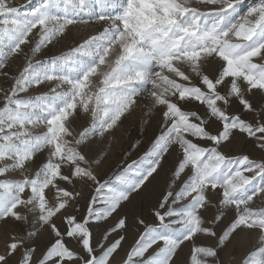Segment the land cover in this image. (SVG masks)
<instances>
[{
	"label": "snow or ice",
	"instance_id": "6c2138e0",
	"mask_svg": "<svg viewBox=\"0 0 264 264\" xmlns=\"http://www.w3.org/2000/svg\"><path fill=\"white\" fill-rule=\"evenodd\" d=\"M243 4L0 0V264H236L245 232L260 239L240 264H264V0ZM138 109L157 132L102 172L99 143Z\"/></svg>",
	"mask_w": 264,
	"mask_h": 264
},
{
	"label": "rangeland",
	"instance_id": "374dc122",
	"mask_svg": "<svg viewBox=\"0 0 264 264\" xmlns=\"http://www.w3.org/2000/svg\"><path fill=\"white\" fill-rule=\"evenodd\" d=\"M16 5H25L27 9L37 7L41 0H31V3H28V0H13ZM259 0H244V4L242 8L244 10L247 9L249 6H253L258 3ZM87 19V17H85ZM104 25L98 22H91L88 24H78L71 29L72 35L76 38V40L82 41L83 39H87L91 35L97 34ZM35 38H33L34 40ZM75 45V40H62L59 43L50 46L48 49H45L41 52V54L36 56V59H43L46 55H58L61 52H65L68 50L70 46ZM25 47V52L30 51V47ZM9 65L12 69L18 70L25 65V59L20 56H14L9 59ZM10 82L5 83L3 79H0V86L7 87ZM43 91L47 92L48 88L45 87L42 89ZM144 107V102H141V108ZM159 114L156 113L153 118L151 119V123L147 126V131L145 134V129L142 126V118L144 114L137 110V112L132 116L129 117L119 128L116 129L114 135L109 137L102 143H99L98 149H104L108 152L107 159L105 160L104 164L102 165V172H108L110 169L117 168L119 165L123 164L124 161L131 162V159H136L140 155L143 154V151L147 148L150 138L153 136L154 133L157 132L159 128ZM83 122L77 121L76 125L74 126V132L78 133L81 131L80 125ZM137 140H139V144H137ZM111 147H108V145ZM133 145H136L133 147ZM36 165H33L35 168ZM256 206L264 205V201L256 200ZM81 211H83V205L81 206ZM231 215V213H229ZM104 231L103 226H96L94 228V233L97 239H99L100 235ZM136 237V233L133 231H129L127 236V241L123 245L124 251L120 252V255L117 257V260H123L125 256V252L128 250L129 246L134 242V238ZM243 237V245L241 247H233L230 248L226 253L225 256L228 258L229 256H234L236 260V264H240L241 259L243 256L254 247L257 246V242L260 239V234L258 232L252 233H242ZM6 234L0 231V251L3 250L4 243H5ZM203 239V237H201ZM38 241L30 239L28 241L29 245H33ZM206 243H212L211 241H205ZM189 260V248L185 247L183 253L181 254V261H188Z\"/></svg>",
	"mask_w": 264,
	"mask_h": 264
}]
</instances>
